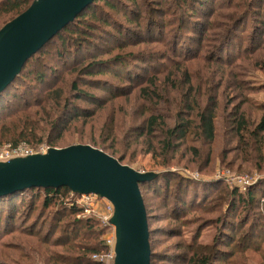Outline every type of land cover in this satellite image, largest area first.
Returning a JSON list of instances; mask_svg holds the SVG:
<instances>
[{
  "label": "rangeland",
  "instance_id": "374dc122",
  "mask_svg": "<svg viewBox=\"0 0 264 264\" xmlns=\"http://www.w3.org/2000/svg\"><path fill=\"white\" fill-rule=\"evenodd\" d=\"M161 1L160 9L162 14L156 16L158 9L151 0H137L138 5H134L135 9L133 7V10L138 12L139 20H136L134 23L130 20L134 18L131 15L125 16L122 11L120 12L117 9L112 10L108 6H99L104 7L106 10L103 12L104 14H108V20L120 22L122 25L125 24L124 22H128L130 24L128 26L133 28L135 32H138V36L141 39L146 38L145 28H147L151 20L160 23L164 22L165 35L170 37L167 30L169 27L174 29V26L180 22L178 20H176L177 22H173V19L170 25H167V18H171V5L174 6L175 4L170 0ZM262 1L264 2V0ZM158 2L160 1L158 0ZM252 2L250 1L249 5L243 4L241 10L247 9L243 14H239L242 12L240 10L236 11V14H239L236 20L235 18H230V21H227V19H221V17H215L213 20L214 24L220 22L223 25L221 27L225 28V31H220L221 33L218 35L219 53L217 52L218 55L215 53V57L226 58L227 56H235L236 60L232 59V63L235 65H226L224 61L220 60L219 63L218 61L188 60L182 64V67L191 65L189 71L193 70L194 74L190 75L189 79L192 84H198L201 88H203V85L210 84L209 88L211 90H206L203 93L202 99H206L208 94L213 95L216 99L215 135L211 142L199 140L196 136L189 134L186 137V148L184 146L178 147L175 150H168L163 153L156 146L154 139L152 141L154 145H150L147 139L138 135L137 130H135L136 127H141L143 124L142 119L148 114L147 109L151 105L137 98V84L133 85L125 78H119L107 73L85 77L84 79V75L78 74L80 66L73 69L76 54H71L69 57L68 53L74 51L76 45L73 44L79 41H82L79 42L82 47L88 42L99 46L103 50L111 47L110 50L108 49V53L100 54L98 57L100 59H107L114 54L124 56L129 52L136 54L141 51H156L162 48L159 44H154L151 41L140 45L130 46L127 44L114 47L116 44L105 37L104 32L109 27L105 28L106 26L102 22V14L89 19L91 25L88 26V31L86 32H75L73 34L63 32L62 37H64V41L53 37L40 52L31 58L23 73L25 75H23V82L35 95H38L48 84L60 86L66 94H69L71 106L74 105L79 109H87L91 113L87 116H80L71 120L66 129L52 131L51 135L53 136L60 133L54 142V146H49L44 142L48 126H45L43 132L39 134L43 138L41 142L29 145L20 141L19 144H25L31 150L40 147L59 148L75 143L88 144L114 158L121 157V164L128 165L136 171H153L159 174L169 171L166 172L167 174L154 180L152 179L146 185L139 187L148 217V243L153 253V258L150 261L151 264H186L187 257H185V252L187 249L185 246L193 233L198 230L196 241L205 243L208 241L209 236L217 234V231L221 230L222 226L216 225V220H224L225 218L222 209L224 201L222 199L221 201L219 199L213 200V197L216 194H221L222 198L223 196L225 197V191L229 188L238 190V188L232 185L230 176L241 175L254 179L258 177L259 179L249 184L248 187L260 186V188H263L264 186V163L262 169L258 170L250 166H254L253 162L256 163L257 157L264 158V147H262L263 149L260 154L255 155L254 148L259 146V140L245 134L244 137L249 139L250 146L239 148L238 137L233 136L228 121L233 112H236V114L243 113L251 122L249 124V128L251 129L258 122L259 118L264 117V42L262 43L264 39V12L260 10L255 0ZM208 6H210L209 1L204 3L199 11L194 12L189 21L195 19L194 23L200 22L202 11L204 12L206 8L208 9ZM225 12L229 13L226 9H223L221 13ZM2 20L4 19H0V24ZM181 20V26L184 27L186 19L181 18ZM162 25L164 24L162 23ZM113 30H115L114 25ZM229 31H231V37H229L230 34L228 35ZM215 32H219V26L218 29L214 30L206 29L201 37L196 33L193 34L189 29L183 28V31L178 32V46L181 47L184 53L187 50L192 51L196 48V44H203L205 38ZM234 38L241 44V47L237 48V51L234 47H227V43L234 40ZM122 39L126 41L127 37L123 36ZM248 42L258 43L260 47L253 51L251 49V53H246L249 51L247 50L240 59L236 58L237 54H242V49L246 46L249 47ZM90 49H92L91 46L85 50L89 52L91 51ZM131 60L133 62L128 61L125 69L127 73L128 71L129 73H136L137 70L134 66H145L141 61H136V57ZM157 62L160 61L157 60ZM152 65L155 66V63ZM230 66L234 68L232 69ZM150 70L149 68L143 73L145 78L151 76L152 72L150 73ZM169 70H174V68L171 67ZM234 70L238 72L237 77L235 74L233 76ZM168 71L166 68L156 75L159 83L163 84L164 90L167 91L171 89L170 83L165 79ZM51 73L62 75V78L56 83H52L54 78L50 79ZM175 75L176 80L174 83L178 87H184L185 80L182 73L179 72ZM91 78L103 79L104 82L98 86L83 82V80L86 81L87 79L92 80ZM236 78L244 81L242 87L240 86V81ZM40 79L42 81H39ZM73 79L76 80L77 90L87 92L94 98L100 99V105H96V102L88 103L80 99H73L72 95L70 96L73 92L70 93L69 88V84ZM107 85L118 89L117 92L109 94ZM142 85H145V82ZM248 87H251L252 90L246 89ZM167 91L164 92V98L171 100L177 97V95L174 96L175 93L173 91L171 93ZM163 104L160 103L159 106H152L157 109ZM256 106H263V109H256ZM166 122L171 124L172 120L166 119ZM261 134L264 136V132ZM5 145V142H0V152L4 151ZM150 146H154L152 151ZM190 146L194 147L195 151ZM250 155L255 156L251 159L249 158ZM166 160L168 161L167 164L162 163ZM164 182L169 183L166 188L165 185L163 187ZM216 189L217 191L210 195V191H215ZM192 190L198 193L197 197L189 196L194 193ZM259 193H254V200L249 208L253 215L257 213L264 215V199ZM200 194L201 196H199ZM204 195L206 198L199 203ZM68 197L69 195H65L62 199L65 205H68ZM189 198H192V201L195 202L190 207H188ZM180 199L184 200L183 206L185 207L178 204L177 201ZM40 203L41 198L35 202L30 213H28V207L24 208L25 204L22 207L20 206V212L15 218V226L12 229L8 227L3 232L0 231V264H15L14 261L17 264H44L46 255L42 250L45 245L37 241V238L33 236L34 233H31L29 230H22L23 228L29 229V224H32L35 230L40 231V234L46 231L47 222L51 217L50 212L54 211V207L49 208L40 216ZM196 207H199L197 208L198 210ZM241 212L238 211V214H236L238 216L236 217L237 219L245 214V212L243 214ZM68 216L71 219L83 218L79 217V213L76 215L69 214ZM39 217L38 222L37 219ZM236 223L234 219L233 225L235 226ZM248 226V224L242 227L236 226L237 228H232L234 230H229L234 234H238L235 237L236 239L248 230ZM107 231L108 229L103 230L100 235L101 239H103ZM58 235L59 231H56L51 238ZM46 247L48 250H59L57 246L46 245ZM23 249L26 251L27 249H31L33 251L29 253L31 257L28 260L20 257V252ZM95 256L97 255H90L91 258H95ZM258 261L264 264V259H261L259 255L252 256L246 263L257 264ZM211 264L221 263L211 261Z\"/></svg>",
  "mask_w": 264,
  "mask_h": 264
},
{
  "label": "trees",
  "instance_id": "16d2710c",
  "mask_svg": "<svg viewBox=\"0 0 264 264\" xmlns=\"http://www.w3.org/2000/svg\"><path fill=\"white\" fill-rule=\"evenodd\" d=\"M31 1L32 0H0V19H4L2 20L0 27L23 11ZM151 1L158 9L156 11V16L161 15L162 11L160 6L162 1ZM170 1H173L175 5L173 6L170 4L172 7V13L170 14L171 18H167V25H170L173 19V22L176 20L180 22L174 26V29L169 27L167 33L170 34V37L165 35L164 22L160 23L151 20L148 25L146 24V38L141 39L138 36L139 33L135 32L133 28L128 26L130 25L128 22L123 21L125 24L122 25L120 22L117 23L116 21L108 20V14H104L103 12L106 10L104 7L99 6H108L112 10L117 9L120 12L122 11L125 16L131 15L134 18L130 20L134 23L136 20H139L138 12L133 10V7L135 9L134 5H138L137 0H92V2L77 14L71 22L67 23L53 36L64 41V37H62L63 32L71 34L75 32H86L88 31V26L91 25L89 19L102 14V22L106 26L105 28L109 27V29L104 32L105 37L107 40H111L116 44L114 47L127 44L130 46L140 45L149 43L150 41L154 44H159L162 47L156 51L147 50V52L141 51L136 54L129 52L124 56L114 54L107 59H100L98 58L100 54L108 53L111 47L103 50L91 42L85 43V46L82 47L81 43H79L82 41H79L73 44L76 45L74 51L69 52L68 56L70 57L71 54H76V60L73 62V69L80 66V68H78V74L84 75V79L85 77L107 73L119 78H125L133 85L137 84V98L146 103H150L151 105L147 109L148 114L142 119L143 124L141 127H136L135 130H137L138 135L147 139L148 144L150 145H154L152 142L154 139L156 146L159 147L160 151L163 153L168 150H175L178 147L184 146L186 148V137L189 134L196 136L197 139L202 141L206 140L207 142H211L213 140L215 135L216 99L211 94H208L206 99H202L204 96L203 93L206 90H211L209 88L210 84L206 86L203 85V88L198 84H192L189 79L190 75L194 74L193 70L189 71L191 65L182 67V64L186 63L188 60L218 61V63L220 60L224 61L226 65H235L232 63V59H235V56H227L226 58L215 57L218 55L217 52L219 53L218 35L222 31L224 32L225 28L221 27L223 25H221L220 22L214 24L213 20L215 17H221V19H227V21H230V18H235L236 20L239 14H243L247 10H241L243 4L245 3L246 5H249L250 1L252 2L253 0ZM208 1L210 2V6H208V9L206 8L204 12L202 11L201 21L197 23H194L196 21L195 19L189 21V18L193 16L194 12L199 11L203 4ZM255 3L258 4L260 10L264 12V2H261V0H255ZM223 9H226L229 13H221ZM238 10L242 12L236 14V11ZM181 18L186 19L184 27L181 26ZM162 23L164 25H162ZM113 25L115 30H113ZM218 26L219 32L207 36L204 43L196 44V48L192 51L187 50L184 53L181 47L178 46V32L183 31V28L189 29L193 34L196 33L201 37L206 29L214 30L218 29ZM228 35L229 37L232 36L231 31L228 32ZM123 36L127 37L126 41L122 39ZM53 37L25 60L19 73L0 93V142H5L11 146L18 145L20 141L29 145L32 143H38L43 139L39 134L43 132L45 126H48L44 142L49 146H54V142L57 140L60 133L53 136L51 135L52 131L55 132L60 129L62 130L63 128L66 129L71 120L76 117L87 116L91 113L87 109H79L74 105L71 106L69 102V94H66L60 86L48 84L43 90H41L42 92L40 91L38 95H35L23 82V73L25 72L29 61L36 53L40 52ZM263 42L264 39L262 40V43ZM248 43L249 47L246 46L242 49V54H237L236 58L238 57L240 59L244 55L243 53L247 50L249 51L246 53H251L254 49L260 47L258 43ZM89 46H91L92 49L88 52L85 49H88ZM229 46L234 47L237 51V48H240L241 44L236 41V38H234V40L227 43V47ZM251 49L252 51H250ZM134 57H136V61H141L145 66H134L137 70L136 73H129V71L128 73L125 72L128 61L133 62L131 59ZM157 60L160 62H157ZM153 63H155V66L152 65ZM171 67H173L174 70L168 71ZM149 68L151 69L150 73L152 72L151 76L145 78L143 73ZM166 68L168 74H166L165 79L170 83L171 87L168 91L164 90L165 87L163 84H160L156 78V75L160 74V72L162 70L164 71ZM231 68L233 69L234 67ZM179 72L184 76V87H178V85L174 83L176 80L175 74H178ZM237 73L238 72L234 70L233 76L234 74L236 76ZM51 74L52 76L50 79L54 78L52 83H56L62 78V75L55 73ZM230 76L233 77L232 74H230ZM91 79L92 80H83V82H85V84L88 82L95 86L104 82L103 79L99 78ZM39 81L42 80L40 79ZM238 81H240V86L242 87L244 81L242 79L240 80V78ZM143 82H145V85H142ZM75 83L76 80L73 79L69 84L70 93L73 92L70 96L72 95L73 99H80L88 103L96 102V105H100V99L96 97L94 98L87 92L77 90ZM107 89L109 94H115L118 90L108 85ZM246 89L252 90L251 87ZM166 91L169 93L173 91L175 93L174 96L177 95V97L171 100L164 98L163 95ZM160 103H164L160 108L155 109L152 106H159ZM256 109L261 110L263 109V106H256ZM166 119L172 120V123L168 124ZM228 121L233 136L238 137L239 148H247L250 146L249 139L244 137V135L247 134V136L259 140V146L254 148V153L255 155L260 154L263 149L262 147H264V136L261 134L264 132V117L259 118L258 122L255 123L254 127L251 129L249 128L251 122L243 113L236 114V112H233ZM253 139L252 141L255 143ZM150 148L152 151L154 146H150ZM190 148L195 151L194 147L190 146ZM255 155H250L249 158L252 159ZM116 159L120 162V159L122 158L118 157ZM162 163L167 164L168 161L166 160ZM263 163L264 158L257 157L256 163L253 162L254 166H250L258 170L262 169ZM166 172L169 171H165V173L162 174L157 173L153 180L167 174ZM147 183H149V181L139 184V187L146 185ZM168 184V182H164L163 187L165 185L166 188ZM216 191L217 189L215 191H210V195ZM192 192L194 193L189 196L197 197L198 193L195 192V190H192ZM225 192L226 195L225 197L223 196V198L221 194H216L213 197V200L219 199V201H221L222 199L224 201L222 209L225 218L224 220H216V225L219 224L222 226L221 230H218L217 234L209 236L208 241L205 243L196 241L198 230L193 233L194 235L192 234V237L185 246L187 249L185 252V257H187L186 264H211V261H218L221 264H247L246 262L248 259H251L254 255H259L261 259H264V215L262 213L253 215L249 210L251 203L254 200V193L260 192L259 194L264 199V186L263 188H260V186L248 187L244 192L229 188ZM68 193L69 189L63 186L57 188L32 187L0 196V231L3 232L8 229V227L12 229V227L15 226V218L20 212V206L22 207L25 204L24 208L26 209L28 207V213H30L35 202L41 198L40 216L49 208L54 207L55 211L50 212L51 217L47 222L46 231L43 234H40V231L35 230L32 224H29V229L23 228L22 230H29L31 233H34L33 236L37 238V241L45 245L42 250L46 255L44 264H102L96 258H91L90 255H98L105 251V246L100 238L104 228L99 225L98 220L93 216L84 217L82 219H71L68 215H76L81 209L76 204L65 205L63 203L64 201L62 202V199L65 195H68ZM205 195L202 196L199 203L206 198ZM199 196H201V194ZM180 200L177 201L178 204L185 207L183 206L184 200ZM192 204H195V202L192 201V198H189L188 207L192 206ZM197 208L199 207H196V209ZM238 211H242V214L245 212V214L237 219L236 217L238 216L236 214H238ZM228 216L229 218L227 219ZM39 219L40 217L37 219L38 222ZM147 219L148 217L146 214V220ZM234 219L237 222L235 226L233 225ZM247 224L249 225L247 228L248 230L235 239L238 234L232 233L231 231L234 230L232 228L242 227ZM229 229H231V231ZM56 231H59V235L51 238ZM46 245L57 246L59 247V250H48ZM32 252L31 249H27V251L23 249V251L20 252V257L28 260L29 257H31V254L29 253ZM151 258H153V253L150 250L149 264H151ZM14 263L17 264L15 261ZM257 264L262 263H259L258 261Z\"/></svg>",
  "mask_w": 264,
  "mask_h": 264
},
{
  "label": "water",
  "instance_id": "95a60500",
  "mask_svg": "<svg viewBox=\"0 0 264 264\" xmlns=\"http://www.w3.org/2000/svg\"><path fill=\"white\" fill-rule=\"evenodd\" d=\"M92 0H32L0 27V93L25 60L79 14ZM157 172L136 171L88 144L48 147L0 161V196L32 187H67L73 194H94L113 207L112 264H149L146 213L139 184Z\"/></svg>",
  "mask_w": 264,
  "mask_h": 264
},
{
  "label": "built area",
  "instance_id": "2783aa9c",
  "mask_svg": "<svg viewBox=\"0 0 264 264\" xmlns=\"http://www.w3.org/2000/svg\"><path fill=\"white\" fill-rule=\"evenodd\" d=\"M47 149L44 147L31 150L25 144L11 146L6 144L4 151L0 152V161H6L14 157H22L33 153H42ZM232 185L240 191H245L249 184L256 182L259 178L244 177L241 175L230 176ZM67 198L68 204H76L80 207L79 217L93 216L98 220L99 225L108 229L102 241L105 246V251L95 258L102 264H112L114 257V233L113 227L109 223V219L113 212V207L109 201L94 194H73L69 191Z\"/></svg>",
  "mask_w": 264,
  "mask_h": 264
}]
</instances>
